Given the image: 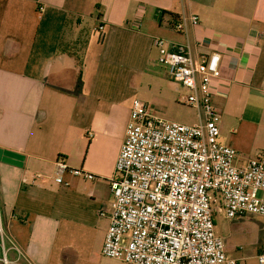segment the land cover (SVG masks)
Instances as JSON below:
<instances>
[{"label": "crops", "instance_id": "1", "mask_svg": "<svg viewBox=\"0 0 264 264\" xmlns=\"http://www.w3.org/2000/svg\"><path fill=\"white\" fill-rule=\"evenodd\" d=\"M139 6L133 30L126 22ZM191 15L198 25L174 29ZM157 37L196 57L221 55L212 86L221 140L239 166L264 154V0H0V215L33 263L127 264L102 248L132 101L145 83L180 100L188 93L164 88ZM58 159L95 180L67 171L68 185L58 184ZM263 246L264 237L255 255L227 253L250 264Z\"/></svg>", "mask_w": 264, "mask_h": 264}, {"label": "built area", "instance_id": "2", "mask_svg": "<svg viewBox=\"0 0 264 264\" xmlns=\"http://www.w3.org/2000/svg\"><path fill=\"white\" fill-rule=\"evenodd\" d=\"M145 13L139 6L126 25L139 30ZM198 24L197 15L184 16L174 29L186 32ZM93 30L102 34L105 26L98 23ZM154 45L168 77L188 91L181 102L197 110L198 121H167L144 101H132L126 138L110 178V225L102 254L127 264H241L216 233L215 215L264 218V159L239 166L238 151L219 140L221 115L212 86L221 78V55L196 57L189 44L162 37ZM56 166L58 184L68 185L63 180L67 171L89 181L96 178L61 159ZM10 251L17 254L15 260L8 258ZM0 254V264H35L6 232L1 215ZM256 258L264 264V246Z\"/></svg>", "mask_w": 264, "mask_h": 264}, {"label": "rangeland", "instance_id": "3", "mask_svg": "<svg viewBox=\"0 0 264 264\" xmlns=\"http://www.w3.org/2000/svg\"><path fill=\"white\" fill-rule=\"evenodd\" d=\"M172 82L174 81L164 82V88L173 91L175 84ZM147 84H151L152 87H147ZM136 99L147 103L153 114L167 121L182 124H193L198 121V113L195 108L181 102L177 97L167 96L164 90L155 84L145 83L138 88ZM219 140L225 144L221 140V134ZM253 158L264 159V154L260 153ZM236 164L238 165V160ZM215 230L218 235L224 238L228 253L238 252L244 256L255 255L264 237V218L246 215L227 220L224 213L220 212L215 215ZM250 264H258V261L253 260Z\"/></svg>", "mask_w": 264, "mask_h": 264}]
</instances>
